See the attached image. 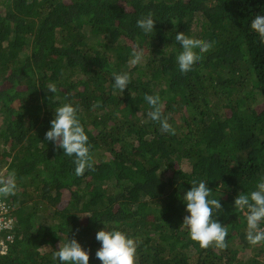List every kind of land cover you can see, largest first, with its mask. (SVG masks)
<instances>
[{"label":"trees","instance_id":"1","mask_svg":"<svg viewBox=\"0 0 264 264\" xmlns=\"http://www.w3.org/2000/svg\"><path fill=\"white\" fill-rule=\"evenodd\" d=\"M149 12L146 34L137 20ZM257 15L264 0H0V174L17 178V194L0 197L14 220L0 264H61L53 254L73 238L102 264L105 225L139 241V264H264V242H248L246 210L234 205L264 179ZM179 32L213 45L186 74ZM136 45L144 59L130 66ZM123 72L121 93L113 73ZM146 94L160 96L174 135L149 119ZM65 103L91 145L94 170L82 176L45 139ZM194 180L222 205L213 219L228 229L224 250L202 249L181 227Z\"/></svg>","mask_w":264,"mask_h":264},{"label":"clouds","instance_id":"2","mask_svg":"<svg viewBox=\"0 0 264 264\" xmlns=\"http://www.w3.org/2000/svg\"><path fill=\"white\" fill-rule=\"evenodd\" d=\"M154 14L149 12L146 16L137 20V26L144 33L154 30ZM251 29L260 36V42L264 43V15H257L251 21ZM175 40L182 46V51L177 56V63L182 74L192 71L194 64L202 60V54L209 52L213 45L201 39H196L179 32ZM130 66L141 64L144 59V50L136 45L131 52ZM115 88L123 93L131 82L128 72L113 73ZM47 89L51 93L58 91L54 83H50ZM144 99L151 106L147 113L149 119L160 124L162 132L175 134V128L169 123V117L163 114V104L159 95H145ZM97 101L93 107H98ZM45 139L54 142L57 148H62L68 157H74L75 175L82 176L86 170H94V160L89 137L78 117V109L71 103H65L55 109V118L51 120V128L46 132ZM257 190L250 194H239L234 205L241 211H245L247 221L246 239L255 246L264 242V228L260 227L264 221V179L256 186ZM211 189L207 182L192 181V187L183 199L186 201V211L189 215L183 218L181 227H186L190 238L199 243L202 249L215 247L220 250L227 248L226 237L228 229L217 219H213V211L221 210L222 205L218 199H209ZM17 194V178L15 172H9L6 176L0 174V197L8 198ZM8 204V203H7ZM9 205V204H8ZM91 216V214H86ZM84 216V215H83ZM3 227H7L4 225ZM96 240L101 242V247L96 251V257L102 264H139L137 248L139 241L129 237L120 230H99ZM61 264H89V251L85 250L75 239L68 240L59 250L53 254Z\"/></svg>","mask_w":264,"mask_h":264},{"label":"built area","instance_id":"3","mask_svg":"<svg viewBox=\"0 0 264 264\" xmlns=\"http://www.w3.org/2000/svg\"><path fill=\"white\" fill-rule=\"evenodd\" d=\"M9 205L4 202L0 201V232L7 231V235L4 238H0V254H4L7 251L8 243L12 242V234L11 230L13 227V218L9 216ZM7 225V227H3Z\"/></svg>","mask_w":264,"mask_h":264}]
</instances>
